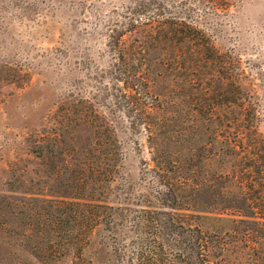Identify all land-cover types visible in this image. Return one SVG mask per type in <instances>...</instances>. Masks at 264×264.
<instances>
[{
    "label": "rangeland",
    "instance_id": "rangeland-1",
    "mask_svg": "<svg viewBox=\"0 0 264 264\" xmlns=\"http://www.w3.org/2000/svg\"><path fill=\"white\" fill-rule=\"evenodd\" d=\"M180 11L197 40L138 49L141 21ZM109 162L87 264H128L145 228L205 237L180 264H264V0H0V194ZM6 209L4 264H75L35 257Z\"/></svg>",
    "mask_w": 264,
    "mask_h": 264
},
{
    "label": "trees",
    "instance_id": "trees-1",
    "mask_svg": "<svg viewBox=\"0 0 264 264\" xmlns=\"http://www.w3.org/2000/svg\"><path fill=\"white\" fill-rule=\"evenodd\" d=\"M182 11L161 16L157 14L141 21L142 39L138 42V49L146 50L147 42L171 45L197 40L201 29L184 20L185 12ZM203 46L196 43L190 50L203 52ZM211 47L206 44L207 50ZM53 142L59 146L64 140L55 136ZM59 154L61 158L65 154L62 147H59ZM39 155H43V152L40 151ZM112 164L109 162L106 165L102 175L98 169L90 172L86 164L75 167L56 164L50 171L55 179L52 185L28 188L21 199L9 196L7 200L0 194V210L7 208L21 223L22 230L15 233L22 235V246L43 261L58 260L72 250L75 264H87L82 250L90 233L97 225L109 222L111 218L110 206L100 196L104 195L113 179ZM11 223L15 224L17 220L13 219ZM156 223V226L162 227V222ZM135 237L131 240L132 244L122 250L121 257L126 258L128 264H180L185 242L198 243L204 249L207 242L205 237L203 242L187 235L183 238L178 234L169 237L161 230L151 228L142 229ZM0 264H4L1 250Z\"/></svg>",
    "mask_w": 264,
    "mask_h": 264
}]
</instances>
